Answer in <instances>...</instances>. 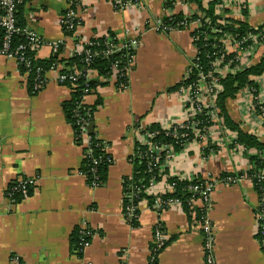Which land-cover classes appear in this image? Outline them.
<instances>
[{
    "label": "crops",
    "instance_id": "obj_1",
    "mask_svg": "<svg viewBox=\"0 0 264 264\" xmlns=\"http://www.w3.org/2000/svg\"><path fill=\"white\" fill-rule=\"evenodd\" d=\"M142 1L141 9L118 12L109 0H74L81 22L79 39L111 34L118 44L141 41L135 68L127 76L128 88L119 89L112 77L87 100L91 105L101 102L94 133L109 143L113 159L103 187L90 186L81 172L85 150L75 143L64 112L70 89L58 83L57 73L49 72L39 90H30L17 60L0 55V264H10L12 255L24 264H205L203 233L184 211L172 207L158 213L144 200L138 228L123 215L124 181L133 174L137 129L168 125L181 117L177 91L194 55L185 28L168 33L152 28L169 16L199 12L196 5L185 6L182 0ZM167 2L172 5L167 7ZM67 9L66 0H32L25 5L26 26L42 41L38 59H50L52 46L64 40L61 58L69 59L74 41L66 39L60 27ZM222 9L224 20L255 29L264 25V0H225ZM261 60L251 58L249 66ZM255 82L264 100V77ZM226 108L244 133L264 143V127L257 116L246 112L243 97L228 100ZM222 143L218 141L216 150L208 153L198 144L188 145L166 165L168 176L206 180L249 171L248 155L255 152ZM29 179L36 183L34 193L15 201L10 189ZM212 199L208 219L215 233L217 264H264L256 238L260 199L251 181L220 184ZM160 223L170 243L153 257V230ZM83 224L96 234L79 257L72 252L70 239Z\"/></svg>",
    "mask_w": 264,
    "mask_h": 264
},
{
    "label": "trees",
    "instance_id": "obj_2",
    "mask_svg": "<svg viewBox=\"0 0 264 264\" xmlns=\"http://www.w3.org/2000/svg\"><path fill=\"white\" fill-rule=\"evenodd\" d=\"M32 0H20L16 7V19L17 26L21 30L18 34L14 35L12 39V53L18 54L17 49L20 46H24V57L25 62L19 63L20 73L24 76L27 74L28 84L30 90L35 89L36 81L46 80L47 74L51 71L54 65H63L64 68L61 73L71 74L75 70L80 71L84 75L87 69L96 72V77L87 79L80 77L76 83L67 82L65 86L71 91V99L64 103V112L67 122L72 126L74 130V140L79 146H82L84 139L80 135V128L78 121L81 118L90 119L94 121V116L101 102H97L94 105H82V102L95 95L96 91L101 87L108 86L110 79L117 76V87L122 89L123 86L129 84V80L125 75L123 69L127 66L131 51H121L112 55L111 57H104L101 52L107 49L108 44H118L115 35H107L103 38L91 40V45H87L85 50L88 52H99L100 55L95 58L90 65L87 64V55L83 52L82 55H75L72 58L64 59L61 58L63 54V48L54 52L50 59L42 60L38 59V50L42 44L32 46L29 44L27 35L22 30H27L24 7L27 3ZM68 3V0H66ZM129 1V0H125ZM134 1V0H133ZM188 5H196L199 11L203 14L202 17L196 15L190 18L184 15H174L164 20V23L170 27L171 30L182 29L185 23L191 21L201 22V27L194 32V35L198 37L197 45L199 46L203 64L207 69L210 65L220 59L223 61V65L234 66V61L238 57L237 53H226L220 40L225 34L229 35L236 41L242 42L244 49L251 45V41L246 40L247 35L251 32H256L248 24L236 22L233 20H225L226 25L221 26L220 22L223 19L224 10L219 7L220 0H183ZM172 2H167L166 6H171ZM75 5L73 6L74 9ZM65 13L62 15V17ZM204 17V18H203ZM214 29L220 30V32H214ZM63 33L66 37H73L74 31H69L66 27H62ZM4 32L0 30V49L3 46ZM28 63L30 65H28ZM117 67V69H116ZM124 74V75H123ZM264 75V58L256 65L247 67L236 74L228 75L222 82L223 91L219 95V106L221 115L224 118L225 124L228 129L234 133L235 138L233 143L240 145L247 152H255L249 156L251 167L247 172H241L236 174H223L217 178L219 181H227V179L234 178H246L251 181L255 191L259 195L262 209H264V179L260 177L264 176V143H262L256 136L244 133L240 126L234 123L226 108V102L228 100H235L238 98L239 93L244 88L258 89V85L254 78H258ZM45 84V83H44ZM179 88V87H178ZM88 91V92H86ZM160 125H152L148 128L150 132L160 133L156 136L155 142L158 144H166L173 147L174 153L183 151L188 143L193 141L194 137L190 133L189 139L175 140L171 135H167L160 129ZM203 133L206 129H201ZM188 133V131H179V135ZM91 154L86 155L82 164L81 172L86 177L87 182L90 186L94 183L98 187H103L108 180L109 170L113 165V159L110 154L104 151V143L95 133L90 134ZM217 145H209L205 152L216 150ZM218 147V146H217ZM216 147V148H217ZM85 152L87 149H84ZM147 148L140 145V142H136L135 152L131 158L133 165L132 177L127 178L124 181V200H123V215L127 222L134 228L140 226V209L139 205L142 201L146 200L150 209L155 210L157 202L162 204L163 209L168 201L172 199H179L182 202V207L186 215L192 220V214H195V222L197 226H203L207 220V208L199 207L196 204L191 203V199L194 197L198 200L200 197L190 191V187L201 186L204 184V179L196 177L193 181H182L178 178H172L168 176L167 168H165V152L163 151L156 160L150 162L146 158ZM247 154V153H246ZM94 161H98V165L94 164ZM98 178V180H96ZM151 179L158 181L166 179L170 185H173L174 191L172 193L160 194V195H149L147 189ZM35 189H30V196L34 193ZM15 201L23 199L22 195L16 193L13 198ZM162 211L160 210V213ZM133 217H132V216ZM157 230L162 231L163 235L165 232L164 225L160 223L153 230V235ZM96 234L93 230H82L77 228L70 239L71 250L74 254L81 257L83 254V245L87 242H92L94 235ZM256 238L259 243L264 240L263 234H257ZM170 241L166 240L162 248L158 249L154 246L153 257H157L159 253L165 249Z\"/></svg>",
    "mask_w": 264,
    "mask_h": 264
},
{
    "label": "built area",
    "instance_id": "obj_3",
    "mask_svg": "<svg viewBox=\"0 0 264 264\" xmlns=\"http://www.w3.org/2000/svg\"><path fill=\"white\" fill-rule=\"evenodd\" d=\"M20 0H0V30L4 32V41L3 46L0 49V55L2 57L8 59H16L19 63L25 62L24 57V46H20L17 51L18 54L12 53V39L14 35L21 32V30L17 26L16 19V7L17 3ZM112 7L120 12V11H134L142 8L143 1L142 0H109ZM225 0H220V8H223ZM184 3V1L182 0ZM185 6L188 5L184 3ZM74 0H68V9L65 12V15L60 19V27H66L69 31H74L73 37H67L66 39H70L74 41V47L69 54V58H72L75 55H82L83 52L87 55V64L90 65L92 61L97 58L100 53L99 52H88L85 50L87 45H91V41H85L79 39L77 36V30L81 26V22L77 17L74 9ZM196 15L198 17H202V13L199 11L196 14L188 13L187 16L190 18L191 16ZM171 17V16H169ZM204 18V17H203ZM221 26L226 25L225 20H221ZM201 27L200 20L191 21L190 23H185L183 28L188 30L191 34L192 42L194 45V55L190 60V64L187 68V71L184 75L183 81L178 88V95L180 96L182 102V114L178 119H174L168 125H161L160 129L167 135H171L175 140L179 139H189L190 133L194 137L193 141L188 143V145L198 144L204 150L208 148L209 145H216L218 141L223 143H229L231 145H235L233 140L235 138L234 135L229 131L228 127L225 124L224 118L221 115V110L219 106V95L223 91V80L230 74H236L237 72L251 67L249 66L248 61L251 58H256L261 56V59L264 58V25L260 28H252L256 32H251L247 35L248 41H251V45L244 49L242 47L241 41H236L229 35L225 34L223 38L220 40L224 47V52L226 53H237L238 57L234 61V66L231 65H223V61L220 59L214 61L210 68L207 69L203 64V57L199 46L197 45L198 37L194 35V32ZM153 31L158 33H168L172 31L168 25L164 23V21H160L155 27L152 28ZM28 38L29 44L32 46L42 44V41L38 34L32 30H22ZM214 32H220V30L214 29ZM128 34V33H127ZM141 47V41L138 39L130 40L128 42L119 43V44H108L107 49L101 54L104 57H111L116 53L127 50L131 51V55L128 60L127 66L123 69L126 76L132 72L135 68L137 61V52ZM66 48V41H61L55 43L52 46L53 52H57L59 49ZM251 64V62H250ZM28 65H30L28 63ZM64 68L63 65H54L51 68L50 72L57 73V81L60 85H65L67 82L76 83L80 77H85L87 79H92L96 77V72L87 69L86 74L84 75L80 71H74L71 74L61 73V70ZM117 69V67H116ZM124 75V74H123ZM27 76V74H26ZM117 80V76L115 75ZM264 77H258L255 79H260ZM44 81H36L35 89L39 90L43 85ZM258 85V84H257ZM127 85L123 86L122 89H127ZM88 92V91H86ZM241 97L244 98L246 103V112L253 116H257L260 120V124L264 127V100L262 99V95L260 94L259 87L258 89L253 88H244L239 93ZM88 98H86L82 105H88ZM242 100V99H241ZM92 123L90 119L81 118L78 121V125L80 128V135L84 139V143L81 147L87 149L85 152V156L91 154V144H90V132L89 126ZM201 129H206V132L203 133ZM188 131V133L179 135V131ZM138 132V142L140 145L147 148L146 158L150 162L159 158L160 154L165 152V167L170 162V160L174 156V150L172 146L166 144H158L155 142L156 136L160 133L150 132L147 129H137ZM190 132V133H189ZM255 136V135H254ZM257 137V136H256ZM258 138V137H257ZM259 139V138H258ZM104 143V151L109 154V143L103 141ZM222 143V144H223ZM134 155V154H133ZM159 156V157H158ZM98 161H94L95 165H98ZM194 178H181L182 181H193ZM243 179L246 178H234L227 179V181H219L216 178H208L204 180V184L201 186L190 187V191H192L195 195H198L200 198L195 200L193 197L191 199L192 204H196L199 207L207 208V220L205 225L197 226L198 229L203 233L204 244H203V252L205 256V264H217L215 254H214V245H215V233L213 227L208 219V215L214 207L212 195L216 191L217 186L220 184L223 185H234L240 183ZM260 179H264V176L260 177ZM98 180V178H96ZM93 187H98L96 183L92 185ZM36 183L34 180H22L17 183L12 189H10L9 193L12 198L16 193L22 195L24 199L30 197L29 191L30 189H35ZM174 191L173 185H170L166 179L158 181L156 179H151L149 183V187L147 189V193L149 195H160L166 193H172ZM264 201V197L263 200ZM167 208H178L182 211V202L179 199H172L167 202L165 205ZM155 209L158 213L164 211L162 204L157 202ZM132 216V215H131ZM133 217V216H132ZM256 219L258 222V231L257 234L264 232V209H262L261 201L258 206V210L256 213ZM192 220L195 222V214H192ZM159 225V224H158ZM82 230H90L87 225L83 224L81 226ZM167 238L163 235L162 231H158L154 235V247L162 248L165 244ZM91 242H87L83 245V251L90 247ZM260 246L264 252V240L260 242ZM10 264H24V262L17 255H12L10 258ZM150 264H154L153 261Z\"/></svg>",
    "mask_w": 264,
    "mask_h": 264
},
{
    "label": "water",
    "instance_id": "obj_4",
    "mask_svg": "<svg viewBox=\"0 0 264 264\" xmlns=\"http://www.w3.org/2000/svg\"><path fill=\"white\" fill-rule=\"evenodd\" d=\"M94 131H95V123L92 122V123L90 124V126H89V132H90L91 134H93Z\"/></svg>",
    "mask_w": 264,
    "mask_h": 264
}]
</instances>
